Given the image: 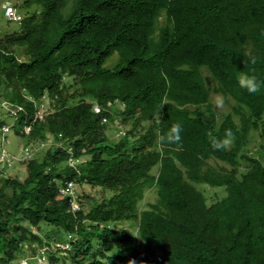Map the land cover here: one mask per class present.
<instances>
[{
	"label": "trees",
	"instance_id": "1",
	"mask_svg": "<svg viewBox=\"0 0 264 264\" xmlns=\"http://www.w3.org/2000/svg\"><path fill=\"white\" fill-rule=\"evenodd\" d=\"M21 7L32 9L18 31L0 40V103L30 110L29 97H59L28 140L38 146L59 133L75 140V157L87 158L80 180L103 191L94 208L73 215L58 193L75 175L63 149L36 148L22 181L8 178L9 166L0 163V264L15 261L24 238L37 239L25 223L52 226L45 236L70 243L79 264H264V165L244 153L253 131L264 140V0H22ZM157 16L163 19L154 25ZM152 32L158 37L151 39ZM232 34L240 35L233 43ZM20 48L25 60L17 57ZM114 52L119 64L104 68ZM248 54L255 65L242 62ZM200 66L233 101L237 120L204 119L198 107L210 112V90ZM241 71L257 76L258 93L239 87ZM62 74L73 82L63 83ZM116 97L127 102L122 116L131 114V128L114 143L92 104L105 108ZM177 122L183 150L162 151L157 137ZM225 129L234 143L214 152L207 133L223 137ZM192 183L223 188L224 197L215 192L208 201ZM153 185L156 202L139 210ZM128 220L136 234L117 229Z\"/></svg>",
	"mask_w": 264,
	"mask_h": 264
},
{
	"label": "clouds",
	"instance_id": "2",
	"mask_svg": "<svg viewBox=\"0 0 264 264\" xmlns=\"http://www.w3.org/2000/svg\"><path fill=\"white\" fill-rule=\"evenodd\" d=\"M11 6L15 10V16L16 19H8L5 15V10L6 7ZM34 9V8H33ZM35 10V9H34ZM41 9H37L36 13L39 12ZM26 14H21L18 12L17 8L7 4L4 7V18L7 22H17L21 23L23 18L25 17ZM162 16H157L154 21V25L157 22L162 21ZM6 36V35H5ZM240 35H235L232 34L229 37V40L231 43L235 42ZM158 37L156 33L152 32L150 38ZM3 38H0V40ZM244 64H251L255 65L257 63V58L251 54H248L246 59L242 61ZM105 64V63H104ZM103 64V67H104ZM117 66V65H116ZM201 67H206V66H200L199 67V73L202 76V78L205 81V77L201 74L200 68ZM105 68V67H104ZM114 68V67H113ZM207 68V67H206ZM112 69V68H109ZM208 69V68H207ZM210 72V71H209ZM211 73V72H210ZM207 74L206 72L204 75ZM212 74V73H211ZM209 75V74H208ZM217 84V88H214L215 92H218V95L216 100H215V105H211L209 108L210 112L207 110V106H205V110L202 109L204 106H199L198 109L203 112H207V114L211 115V118L214 119V122L216 125H219L216 123L215 118L217 115H213L211 113V109L214 110L215 112L217 111V108H222L224 105V100L229 103L230 108L231 104L233 101H231L230 97H224V95L218 91V80L217 78L212 74L209 75ZM61 80L63 83L70 84L73 82L72 78H70L67 74H62L61 75ZM70 80L69 83H67ZM238 85L241 89L245 90L248 94H256L261 90L262 84L261 82L257 79V76L254 73H249V72H243L241 71L239 76H238ZM206 83V82H205ZM207 85V84H206ZM76 86V92L72 91L75 95H78V86ZM73 87V86H72ZM207 87L210 90V97H211V89L207 85ZM223 95V96H222ZM58 99L56 95H50L49 92H44L38 99L29 97L26 100V103L30 106V110L26 108L23 104H13V105H8L5 104L4 102L0 103V109H4L5 113L3 114L6 118V122L0 120V139H1V151H0V163L3 165H8L9 167L7 168L8 170L10 168H13L14 165L16 164H26L27 162L31 161L32 155L35 151L36 148H40L41 150L43 149H48L49 146H52L53 150H59L63 149L64 152L68 155L67 160H66V165L72 169L74 172V176H72L70 179L66 180L64 184H62L59 187L58 193L61 197L66 199L68 208L67 212L71 214H75L79 211L87 213L89 212L92 208H94L97 203L102 201V188L99 186H94L85 177H82V180H80L82 173H80L79 168L85 164L87 161V158L85 156L81 158H76L75 157V148L73 146V142L75 140H69L64 141L63 140V134L59 133V135L53 136L51 134H48L47 138L44 140L40 141V144L38 146L32 145L29 139L30 132L32 130V127L34 123H41L43 122L47 116L50 114L54 113L57 106H58ZM77 98H74L71 100V102H76ZM211 104V102H210ZM210 104L208 106H210ZM234 104V103H233ZM127 102L122 98H112L109 99L106 104L105 108H102L100 105L93 103L92 104V112L94 115H98L99 118V124L100 125H105V137L108 139L113 140L114 138L116 141L112 142H117L122 139V137H125L128 135V132L131 128V121L128 119V117L131 116V114L128 113L126 120H123L122 113L126 109ZM216 106V107H215ZM19 107L21 109H19ZM195 108V107H191ZM9 109V110H8ZM11 110L17 112L15 115H12ZM104 111H107L112 114L113 119L108 118L106 115L103 114ZM112 112H116L119 116L113 114ZM30 113V115H29ZM217 113V112H216ZM226 113V112H222ZM228 114V113H227ZM232 116L233 120L235 121V117L233 115V111L230 113ZM21 116H24L26 119L29 118L30 121H21ZM227 116V115H226ZM215 117V118H214ZM155 120L156 122L159 121V115H155ZM205 118V116H204ZM207 118V117H206ZM225 119V118H224ZM220 120V116H219ZM263 121H264V114H263ZM223 122V121H222ZM221 122V123H222ZM146 123H142L141 129H146L147 128ZM21 125V126H20ZM110 127H115V133L110 134L107 136V129ZM182 132L183 128L182 125L177 122L172 124L166 131H164L162 134H160L157 137V143L160 147V149L163 151V149L166 146H174L173 150L176 152L182 151L183 150V143H182ZM9 135H14L21 140V149H20V155L19 157H10L7 151L5 150V145L9 144ZM28 140V142H27ZM207 140L210 148L215 152V151H225L230 148V146L234 143L235 140V134L231 129H225L223 137H217L213 133L209 132L207 133ZM154 166H158L159 170V164H156ZM153 166V167H154ZM152 167V168H153ZM151 168V169H152ZM2 168H0L1 170ZM150 169V174L151 175H156L152 174ZM194 186L197 185V183H192ZM202 184V183H200ZM84 185V187H83ZM205 185V184H204ZM156 194H157V186L153 185ZM151 186V187H153ZM79 187H82L79 189ZM146 188L147 189H150ZM196 187V186H195ZM209 187V186H208ZM198 189V188H197ZM213 190H216V188H211ZM89 191L88 193H84L85 191ZM199 190V189H198ZM203 194L204 192L200 190ZM222 192V197H224L223 191ZM205 196V195H204ZM144 197V193L142 198ZM83 198L89 199V200H94L95 205H93L90 210L85 211L82 208V200ZM142 200V199H141ZM140 200V201H141ZM157 200V199H156ZM155 200V202H156ZM139 201V202H140ZM138 202V203H139ZM153 202V203H155ZM149 205V204H148ZM140 210V208H139ZM28 230H30V234L35 236L37 239H31L29 237H26L23 239V241L20 244V248L17 249L18 254L16 256V259L14 262L18 261V264H32V262H35V264H61L63 259H68L72 261V264H79L77 260H73L72 254L74 253V249L71 246L70 243H65V242H58L55 239H49L45 236V234L51 235V231L47 230L48 226L41 225L39 228H37L34 225H29L27 223L24 224ZM98 227H101L98 225ZM117 229H126L134 234L137 233L136 231V225L134 221L128 220L124 222H120L117 224ZM40 231L44 233V236L42 237L40 235ZM39 233V234H38ZM45 237V238H44ZM41 240V243H39ZM29 255L27 256L26 254ZM53 257V259H51ZM14 264V263H13ZM16 264V263H15ZM68 264V263H67ZM129 264H134V261H129Z\"/></svg>",
	"mask_w": 264,
	"mask_h": 264
},
{
	"label": "rangeland",
	"instance_id": "3",
	"mask_svg": "<svg viewBox=\"0 0 264 264\" xmlns=\"http://www.w3.org/2000/svg\"><path fill=\"white\" fill-rule=\"evenodd\" d=\"M10 4L14 7L17 8L18 12L21 14H26V13H30V10L32 9H27V8H23L21 7L22 4V0H0V38H4L6 37L8 34H11L15 31H18L20 29V23L17 22H7L4 18V7ZM6 35V36H5ZM15 49V48H14ZM20 51V55L17 56L19 58V60H25L26 59V55L23 51V49H19ZM119 64V57H118V53L114 52L112 55H110V57H108L105 61L104 67L105 68H113L116 65ZM200 72L201 74L205 77V82L206 84L210 87L211 89V97H210V107L211 105H215V100L217 98L218 92L214 91V88H217V84L215 83V81L209 76L212 74L209 72V70L206 67H201L200 68ZM207 73L204 75V73ZM209 74V75H208ZM213 77V76H212ZM214 78V77H213ZM71 79H69V81L67 83L70 82ZM72 91L76 92V86L74 85L72 87ZM223 96V95H222ZM232 106L233 103L231 104V108L229 103H227L224 100V105L222 108H217V113L211 109V113L213 115H217V117L215 118V121L217 124H220L224 118L226 117V115L230 114L232 112ZM203 110H205V106L202 107ZM222 112H226V113H222ZM228 113V114H227ZM204 116H205V120L209 119L211 117V115L207 114V112H204ZM219 116H220V120H219ZM207 117V118H206ZM236 119V118H235ZM0 120L6 122V118L3 115L1 109H0ZM237 120V119H236ZM115 127H110L107 129L106 133L107 136H109L112 133H115ZM9 139V144L5 145V150L7 151V153L9 154L10 157H19L20 155V149H21V140H19L18 137L14 136V135H9L8 136ZM111 140V139H110ZM111 141H116V139L114 138ZM0 151H1V139H0ZM244 153L249 156V157H253L256 159H259L261 161V163L264 165V140L261 138L260 134L257 131H253L250 135V137L248 138V142L247 144L244 146ZM240 169L239 172H243L247 169V165L243 162H241L240 165ZM158 170V166H154L151 169L152 174H156ZM8 178L11 179H17L22 181L25 177H26V167L25 164H16L14 165L13 168H10L9 171L7 172ZM196 188H198L199 190H202L204 192V195L206 196L207 200L209 201L211 198H213L215 196V194H219L222 197V192H218L219 190H222L225 194V191L223 188H216V190L211 189V187H208L207 185L204 184H197L195 185ZM84 187V185H83ZM82 187H79V189ZM85 191V190H84ZM89 191H85L84 193H88ZM216 192V193H215ZM157 199V194H156V190L153 187H151L150 189L145 190L144 192V197L142 198V200L138 203V207L140 208V210L146 209L148 207V204L155 202V200ZM95 205V201L94 200H89L86 198H83L82 200V208L85 211L90 210V208ZM53 229L52 226H48L47 230L51 231ZM61 230L59 229V232ZM39 234V233H38ZM40 235L43 237L44 233L42 231H40ZM45 238V237H44ZM27 256L29 255L26 254ZM14 264H18V261L13 262ZM11 263V264H13ZM72 264V261L68 260V259H63L61 264ZM32 264H35V262H32Z\"/></svg>",
	"mask_w": 264,
	"mask_h": 264
},
{
	"label": "built area",
	"instance_id": "4",
	"mask_svg": "<svg viewBox=\"0 0 264 264\" xmlns=\"http://www.w3.org/2000/svg\"><path fill=\"white\" fill-rule=\"evenodd\" d=\"M5 15L8 19H16L15 10L11 6L6 7ZM19 109H21V108L19 107ZM11 113H12V115H15L17 112L11 110Z\"/></svg>",
	"mask_w": 264,
	"mask_h": 264
}]
</instances>
